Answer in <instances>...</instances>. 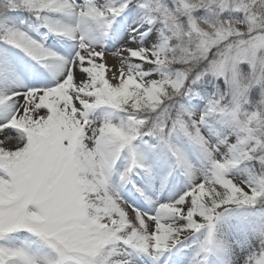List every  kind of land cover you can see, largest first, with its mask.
<instances>
[{
    "label": "snow or ice",
    "instance_id": "snow-or-ice-1",
    "mask_svg": "<svg viewBox=\"0 0 264 264\" xmlns=\"http://www.w3.org/2000/svg\"><path fill=\"white\" fill-rule=\"evenodd\" d=\"M0 264H264V0H0Z\"/></svg>",
    "mask_w": 264,
    "mask_h": 264
},
{
    "label": "rangeland",
    "instance_id": "rangeland-1",
    "mask_svg": "<svg viewBox=\"0 0 264 264\" xmlns=\"http://www.w3.org/2000/svg\"><path fill=\"white\" fill-rule=\"evenodd\" d=\"M115 61L109 60V64L112 65Z\"/></svg>",
    "mask_w": 264,
    "mask_h": 264
}]
</instances>
